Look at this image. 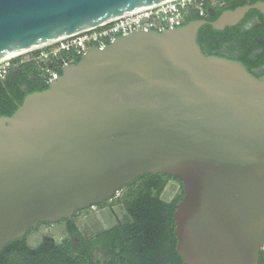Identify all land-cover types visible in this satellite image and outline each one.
Returning a JSON list of instances; mask_svg holds the SVG:
<instances>
[{
  "label": "water",
  "instance_id": "1",
  "mask_svg": "<svg viewBox=\"0 0 264 264\" xmlns=\"http://www.w3.org/2000/svg\"><path fill=\"white\" fill-rule=\"evenodd\" d=\"M162 0H0V58ZM264 1L225 10L222 30ZM205 19L90 46L0 116V251L39 222L97 205L143 174L183 184L185 264H258L264 247V72L206 55Z\"/></svg>",
  "mask_w": 264,
  "mask_h": 264
},
{
  "label": "trees",
  "instance_id": "2",
  "mask_svg": "<svg viewBox=\"0 0 264 264\" xmlns=\"http://www.w3.org/2000/svg\"><path fill=\"white\" fill-rule=\"evenodd\" d=\"M220 1L227 4L234 0ZM256 1L258 0H241L239 4L231 6L230 9ZM213 6L217 7L216 4L208 3L206 16L189 13L182 24L198 19L207 20V23L202 25L197 33V42L201 50L206 55H217L238 60L250 72L252 68L262 65L264 63V43L258 42V39L264 40L263 15L252 9L246 13L244 19L256 17L258 20L249 28L226 26L224 30H217L212 27L210 22L214 21L223 9L218 7L219 10L216 15L207 17L210 8ZM224 41H230V45L227 46V50L222 51L221 47ZM236 43H238V47H236ZM227 51L236 54L234 56L227 55ZM76 59L79 61L80 57ZM55 69L62 74V68L55 66ZM48 85L42 80L40 72L34 64L26 63L12 68L4 78H0V116H10L26 95L45 90ZM144 177L147 180L141 184L138 182L140 176L137 180L121 188L124 190L121 201L125 204L129 217L133 219V222L127 227L132 229L124 235L128 244L123 245L122 253L112 249L106 264H185L175 248L174 241L176 238L173 233V211L176 203L183 196L182 182L180 191L168 200L160 197L165 180L161 179L157 182L155 179L160 176L153 174H145ZM73 225L76 232L78 229L75 224ZM146 227L153 229L152 257L148 255L149 248L147 247L149 245L146 243L147 241H144L147 240L148 234L143 232ZM21 239L4 246L0 251V264H96L87 261L82 250L74 248L71 241L66 240L63 244L47 247L43 249L44 254L41 257H36L34 251L22 244ZM166 239L170 241L168 248L164 245ZM141 246L143 247L142 252ZM259 264H264L262 251H260Z\"/></svg>",
  "mask_w": 264,
  "mask_h": 264
},
{
  "label": "flooded vegetation",
  "instance_id": "3",
  "mask_svg": "<svg viewBox=\"0 0 264 264\" xmlns=\"http://www.w3.org/2000/svg\"><path fill=\"white\" fill-rule=\"evenodd\" d=\"M240 1L241 0H234L224 4L219 0L216 3L217 7L213 6L210 8V13L207 15V17L216 15L219 10L218 7L222 8V12H224L225 10L230 9L231 6H234L237 3L239 4ZM221 13L218 14L217 18ZM204 16H206V14ZM244 18L231 27L241 26V28L247 29L258 20L256 17H252L247 20ZM258 42L264 43V40L260 38L258 39ZM228 45H230V41H224L221 47L222 51L227 50ZM235 45L238 47V43ZM226 53L227 55L233 56L236 54H231L230 51H227ZM73 61H77V59H74ZM263 72L264 63L252 68L251 70V73L255 76H260ZM153 175L160 176L155 179L157 182L161 181V179L165 180L160 193V197L162 199L170 200L180 191L181 181L176 177L164 173ZM144 176L145 174H143L141 178L137 177L140 184L147 180ZM137 178L135 180H137ZM120 190L121 194L119 196L114 195L97 205L76 210L69 218L62 219L57 223L39 222L35 227L28 229L25 234L18 239L22 238V244L28 247L31 251H34L36 257H41L44 254L42 252L43 249L54 245L63 244L66 240H68L73 242L74 248L82 250L87 261L96 264H106L109 257L111 256L110 253L112 249H115L118 253H122L123 245L128 244L124 238V235L132 229L131 227H127V225L133 222V219L129 217V214L126 212L125 204H123L121 201L124 190ZM73 224H75L78 229L76 232L73 229ZM143 232L148 233L147 240L144 241H147L146 243L149 245V247H147L149 248V250L147 249L148 255L152 257L153 229L146 227L145 230L143 229ZM12 242L8 244H11ZM174 242L176 248V239ZM164 245H166V248L170 247L169 239H166ZM141 248L142 252L143 247L141 246ZM261 251L264 253V247ZM163 255H165V253H163Z\"/></svg>",
  "mask_w": 264,
  "mask_h": 264
},
{
  "label": "built area",
  "instance_id": "4",
  "mask_svg": "<svg viewBox=\"0 0 264 264\" xmlns=\"http://www.w3.org/2000/svg\"><path fill=\"white\" fill-rule=\"evenodd\" d=\"M219 0H162L136 11L114 17L91 28L81 30L55 41L19 51L13 56L0 58V78L20 65L34 64L42 80L49 84L61 75L56 67L63 68L81 57L90 46L103 48L117 36L136 30L162 32L182 26L189 13L206 14L208 3Z\"/></svg>",
  "mask_w": 264,
  "mask_h": 264
},
{
  "label": "bare ground",
  "instance_id": "5",
  "mask_svg": "<svg viewBox=\"0 0 264 264\" xmlns=\"http://www.w3.org/2000/svg\"><path fill=\"white\" fill-rule=\"evenodd\" d=\"M19 51H17V52H13V53H11V54H8V55H5V56H13L14 54H16V53H18ZM5 56H3L4 58H5ZM3 57H1L2 59H3Z\"/></svg>",
  "mask_w": 264,
  "mask_h": 264
},
{
  "label": "rangeland",
  "instance_id": "6",
  "mask_svg": "<svg viewBox=\"0 0 264 264\" xmlns=\"http://www.w3.org/2000/svg\"><path fill=\"white\" fill-rule=\"evenodd\" d=\"M120 194H121V190L117 191V192L115 193V196H119Z\"/></svg>",
  "mask_w": 264,
  "mask_h": 264
}]
</instances>
